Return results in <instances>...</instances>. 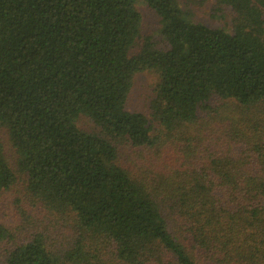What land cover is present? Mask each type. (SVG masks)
I'll return each mask as SVG.
<instances>
[{
    "label": "trees",
    "instance_id": "trees-1",
    "mask_svg": "<svg viewBox=\"0 0 264 264\" xmlns=\"http://www.w3.org/2000/svg\"><path fill=\"white\" fill-rule=\"evenodd\" d=\"M211 17L0 0V134L18 157L0 140V264H264V0H214ZM144 72L150 114L127 109Z\"/></svg>",
    "mask_w": 264,
    "mask_h": 264
},
{
    "label": "rangeland",
    "instance_id": "rangeland-1",
    "mask_svg": "<svg viewBox=\"0 0 264 264\" xmlns=\"http://www.w3.org/2000/svg\"><path fill=\"white\" fill-rule=\"evenodd\" d=\"M182 7L193 11L196 19L207 23L211 26H215L217 20L211 17L212 8L214 0H209L208 2L202 3V0H179ZM137 8L142 14L143 26H142V36L151 37L153 41H161L159 18L156 14L151 11L144 3H137ZM159 82V76L155 72H144L135 77L134 85L132 91L129 95L127 102V109L130 111H137L146 114L151 112V102L155 97V91L157 83ZM80 127H85L87 130L94 129L93 123L88 119L83 117L78 122ZM0 140L2 141L6 156L12 167L17 166V154L13 151L7 131L2 130L0 134ZM10 201L7 199L0 200V212L11 213L12 208L10 207ZM12 213L8 216L11 217Z\"/></svg>",
    "mask_w": 264,
    "mask_h": 264
}]
</instances>
